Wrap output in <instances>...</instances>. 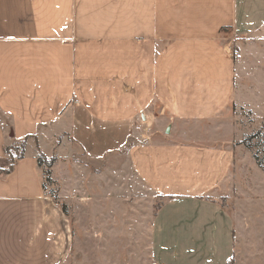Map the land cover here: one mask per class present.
I'll return each mask as SVG.
<instances>
[{"label": "crops", "instance_id": "obj_1", "mask_svg": "<svg viewBox=\"0 0 264 264\" xmlns=\"http://www.w3.org/2000/svg\"><path fill=\"white\" fill-rule=\"evenodd\" d=\"M252 37L264 0H0V167L26 142L0 175V264H66L74 246L40 153H121L161 198L154 264H264L262 182L227 121L240 89L257 98L241 82Z\"/></svg>", "mask_w": 264, "mask_h": 264}, {"label": "rangeland", "instance_id": "obj_2", "mask_svg": "<svg viewBox=\"0 0 264 264\" xmlns=\"http://www.w3.org/2000/svg\"><path fill=\"white\" fill-rule=\"evenodd\" d=\"M259 37L247 39L240 57L242 85H255L257 98L247 99L250 90L240 89L243 98L229 106L227 118L234 131L228 126L225 134L233 131V140L247 149L251 157L246 163L264 191V175L254 163L264 170V38ZM109 157L108 162H94L68 154L63 164L50 168L51 177L57 178L48 190L58 193L76 235L66 264H154L149 255L151 222L161 198L136 181L121 153ZM261 196L255 193L252 202L263 205ZM235 203L237 196H230L224 207L232 212Z\"/></svg>", "mask_w": 264, "mask_h": 264}, {"label": "trees", "instance_id": "obj_3", "mask_svg": "<svg viewBox=\"0 0 264 264\" xmlns=\"http://www.w3.org/2000/svg\"><path fill=\"white\" fill-rule=\"evenodd\" d=\"M25 143L26 142L24 139L17 141L11 145L5 146L4 152L5 155L7 156L8 163L6 164L5 167H0V175L11 172V170L13 169L14 162L23 157L25 151ZM54 160H55L54 157L47 158L43 153H40L37 157V164L41 168L43 175V188H45L46 182H48L49 184L53 183V180L51 178L50 168L53 165ZM52 196L54 195L52 194ZM161 204L162 203L158 205V208L161 206ZM62 208H65V206H63ZM229 264H232V259L229 261Z\"/></svg>", "mask_w": 264, "mask_h": 264}]
</instances>
